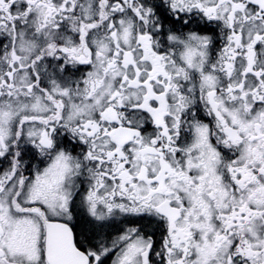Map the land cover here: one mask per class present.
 <instances>
[{
  "label": "snow or ice",
  "instance_id": "snow-or-ice-1",
  "mask_svg": "<svg viewBox=\"0 0 264 264\" xmlns=\"http://www.w3.org/2000/svg\"><path fill=\"white\" fill-rule=\"evenodd\" d=\"M0 264H264V0H0Z\"/></svg>",
  "mask_w": 264,
  "mask_h": 264
}]
</instances>
